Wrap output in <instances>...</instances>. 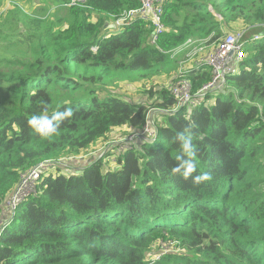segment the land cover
I'll list each match as a JSON object with an SVG mask.
<instances>
[{
    "label": "trees",
    "instance_id": "trees-1",
    "mask_svg": "<svg viewBox=\"0 0 264 264\" xmlns=\"http://www.w3.org/2000/svg\"><path fill=\"white\" fill-rule=\"evenodd\" d=\"M56 1L46 17L5 10L31 59L0 77V226L22 175L51 168L0 227V264H264V0H168L156 45L149 23L117 25L138 0ZM236 33L263 37L190 120L173 111L178 73L150 105L111 90L176 73L172 52L190 41L210 52ZM186 73L193 92L212 80L208 67ZM45 105L74 113L47 139L28 123ZM153 114L156 141L123 152L127 138L109 142L123 127L142 133ZM179 133L195 147L188 180L171 171L184 156ZM202 173L212 179L194 184Z\"/></svg>",
    "mask_w": 264,
    "mask_h": 264
},
{
    "label": "built area",
    "instance_id": "built-area-1",
    "mask_svg": "<svg viewBox=\"0 0 264 264\" xmlns=\"http://www.w3.org/2000/svg\"><path fill=\"white\" fill-rule=\"evenodd\" d=\"M83 0H71L72 4L75 5L77 2ZM168 0H138L140 7L135 10H131L117 23L118 27H122L124 23H132L131 20H142L149 23L153 27V35L151 37L150 43L156 45L160 37L165 33V23H164V6ZM127 24V25H128ZM243 34H229L225 37L223 42L212 48L210 52H204L202 47L196 48V53L203 54V58H200L194 66L186 69H182L179 72V76L176 81L171 84L169 90L172 97L175 99L176 104L173 111L185 110V114H193L194 112L203 106L205 103V97L209 93H214L218 90L224 83L227 76L237 75V63L246 58V48L255 42L261 40L263 36H255L251 41L244 42L242 40ZM208 67L212 73V80L204 85L199 91L193 92V85L187 79L186 72L195 69L199 70L201 68ZM190 120V117H186ZM145 125V129L142 133H147L146 141H152L153 138L157 137V130L152 126ZM151 128V131H150ZM142 133L136 135L139 137ZM125 144L121 145V151L123 152L126 148H130L132 143V138L126 139ZM51 168V163H43L36 168L28 171L22 175L21 183L12 196V198L7 202V206L10 209H14L22 201V197L28 192H35L38 181L42 178L44 172H47Z\"/></svg>",
    "mask_w": 264,
    "mask_h": 264
},
{
    "label": "rangeland",
    "instance_id": "rangeland-1",
    "mask_svg": "<svg viewBox=\"0 0 264 264\" xmlns=\"http://www.w3.org/2000/svg\"><path fill=\"white\" fill-rule=\"evenodd\" d=\"M57 1L56 0H40L39 3L35 2L34 0H10L7 2V5L5 4L2 8H0V13H3L4 17H0V77L3 75H6L8 71L13 67L12 65L16 63L17 61H24L31 59V46L29 47L27 43L24 41H21V31H18L19 28L16 24H12V21L9 22V17L7 16V12L12 10L14 6H18L25 10L27 13H31L34 16H40V17H46L47 14H50L53 12L56 8ZM5 7L8 8L5 11ZM10 9V10H9ZM227 35V34H226ZM7 37V38H5ZM6 39L4 42L1 40ZM5 43V44H4ZM200 42L190 41L183 47L177 49L176 51H173L172 54L174 55L173 59L178 60L177 64L178 70L176 73H173L171 75L161 74L157 75L155 77H150V79H140V78H134L132 76L130 79L121 82L118 84V86L113 85L111 87V90L115 93H118L121 95H125L131 102L133 103H152V98H150V92H156L159 88H162L163 86H168L170 79L172 80L174 77H177L179 73V69L182 71V69L190 68L195 65V63L204 56H201L202 54L196 53V48L199 47ZM15 62H14V61ZM181 67V68H180ZM180 71V72H181ZM178 73V74H177ZM176 75V76H175ZM4 78H0V88H5L8 86L7 82L3 81ZM172 83V82H171ZM3 89L1 91H3ZM105 94H102L100 97H104ZM212 98H217V95H214ZM149 99V100H148ZM148 101V102H147ZM214 101V100H213ZM149 113L155 112L154 108L150 107L148 108ZM186 117H193V114H185ZM153 119H149L147 121V124L152 126L153 128H156V120L159 118L158 114H153ZM148 125V126H149ZM145 127L143 128V130ZM130 128L123 127L118 130H116L112 136L109 138L111 139L109 142L111 143H118L123 142L125 138L129 139L132 138V144L133 143H143L146 141L147 133H142L139 137L136 135L130 134ZM151 131V128H150ZM158 136V135H157ZM149 138H147L148 140ZM156 141V138H153V142ZM156 145H159V142L156 143ZM101 145L99 146V148ZM98 148V149H99ZM92 151V150H91ZM112 161H115V158H112ZM113 166V165H111ZM261 190L264 191V184L261 186ZM36 190V189H35ZM35 194V192H28L22 197V201L27 200L31 195ZM18 207V206H17ZM15 207L14 209H10L8 206L4 205V219L3 224H5L9 221L12 214L17 213L18 208ZM5 226L2 227V231H4ZM171 251H175V247L173 245L170 246Z\"/></svg>",
    "mask_w": 264,
    "mask_h": 264
},
{
    "label": "clouds",
    "instance_id": "clouds-1",
    "mask_svg": "<svg viewBox=\"0 0 264 264\" xmlns=\"http://www.w3.org/2000/svg\"><path fill=\"white\" fill-rule=\"evenodd\" d=\"M44 109L45 110L42 114L32 116L28 123L32 129L45 139L57 135L59 133L61 123L65 120L71 119L74 115L71 107H68L64 112L55 111L51 116L48 114L47 105L44 106ZM176 139L181 144L184 156L178 158L179 166L174 167L171 171L173 175L182 174L183 178L188 180L192 177V174L196 172L195 147L192 144L191 135H187L186 138L184 133H179ZM211 179L212 177L210 174L202 173L195 177L193 183L199 185L200 183L210 181Z\"/></svg>",
    "mask_w": 264,
    "mask_h": 264
},
{
    "label": "crops",
    "instance_id": "crops-1",
    "mask_svg": "<svg viewBox=\"0 0 264 264\" xmlns=\"http://www.w3.org/2000/svg\"><path fill=\"white\" fill-rule=\"evenodd\" d=\"M10 0H2V3L0 5V8H2L5 4L7 5V2ZM40 0H34V3L37 2L39 3ZM8 8L5 7V10H7ZM30 13V12H29Z\"/></svg>",
    "mask_w": 264,
    "mask_h": 264
}]
</instances>
